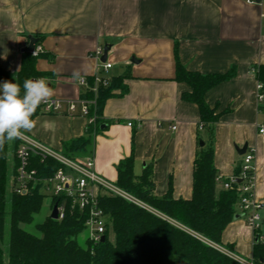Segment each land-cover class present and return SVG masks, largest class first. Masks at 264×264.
<instances>
[{
  "label": "crops",
  "instance_id": "obj_1",
  "mask_svg": "<svg viewBox=\"0 0 264 264\" xmlns=\"http://www.w3.org/2000/svg\"><path fill=\"white\" fill-rule=\"evenodd\" d=\"M30 35L41 37L37 71L53 89L51 98L65 104L58 112L42 110L25 133L61 151L65 142L85 135L89 121L81 113L77 78L111 80L127 72L128 89L104 104L103 116L110 122L78 157L93 155L94 171L115 182L118 163L133 154L135 174L149 166L160 197L169 190L176 199L193 193L200 110L182 97L191 86L175 79L177 59L202 74L235 67L232 77L205 93L219 114L213 160L219 175L230 178L245 154L237 148L247 144V151L254 150L253 192L261 204L264 240V137L257 131L264 111L253 69L264 65V0H0V66L12 74L9 80L0 77V83L16 82ZM106 45L112 66L104 71L94 53ZM68 100L77 103L73 114L67 111ZM255 240L254 228L242 217L222 233L223 244L242 257L252 255Z\"/></svg>",
  "mask_w": 264,
  "mask_h": 264
},
{
  "label": "trees",
  "instance_id": "obj_2",
  "mask_svg": "<svg viewBox=\"0 0 264 264\" xmlns=\"http://www.w3.org/2000/svg\"><path fill=\"white\" fill-rule=\"evenodd\" d=\"M40 39L38 37V42ZM40 55L22 53L16 83L22 86L26 79L43 76L36 69ZM253 69L264 93V65H254ZM234 74L235 67L225 73L190 71L177 59L175 79L191 86V91L184 92L182 97L195 102L200 110L192 197L176 199L171 190L165 196H157L150 167L136 175L133 154L121 159L115 183L148 207L119 195L100 196L99 205L108 222L105 241L93 243L87 237L83 242L79 241L86 221V216L80 215L79 211L69 212L61 220L47 215L29 230L27 225L32 224L35 215L41 211L45 196L38 188L25 194L10 189L8 154L10 147L15 149L19 141L6 142L0 150V264H242L235 257L237 253L233 247L222 242L223 230L239 213L241 195L237 189L222 186L218 189L219 173L214 165L212 138L219 114L205 100L208 89ZM130 76L125 72L108 80L107 84L99 83L96 91L93 89L95 77H87L88 85L81 86L80 94V100L89 105L85 135L65 142L61 150L64 155L76 158L87 151L95 135L105 129L102 125L107 126L110 122L103 116L106 100L123 94L128 89L124 80ZM0 77L9 80L12 74L0 66ZM260 109L264 111V100ZM42 110L41 104L32 119ZM200 141H204L203 146ZM32 165L40 176H45L53 174L61 163L52 157L41 161L35 156ZM239 172L240 169L235 175ZM110 231L114 233V239L109 237ZM255 232L251 257L257 264H264V240L259 229Z\"/></svg>",
  "mask_w": 264,
  "mask_h": 264
},
{
  "label": "built area",
  "instance_id": "obj_3",
  "mask_svg": "<svg viewBox=\"0 0 264 264\" xmlns=\"http://www.w3.org/2000/svg\"><path fill=\"white\" fill-rule=\"evenodd\" d=\"M247 1L256 2L255 0ZM41 52L42 47L36 44L31 53L33 55L35 53L34 56H37ZM102 54V48H98L94 53L100 69L107 71L112 63L107 60L102 61ZM77 81L81 86L88 85L86 76L78 77ZM107 82V78L95 76L93 89L96 91L99 83L107 84ZM258 99L260 102L264 100L261 83L258 84ZM80 102L81 113L87 115L89 111L88 102L85 100H80ZM64 104L63 100L54 98H51L48 103H42L43 110L46 112H58L62 110ZM66 106L69 113L73 114L77 111V103L74 100H68ZM91 120L93 118H90ZM128 124L132 125L133 123L129 122ZM257 131L264 137V122L258 124ZM17 140L19 141L17 147L15 149L10 147L8 154L10 189L25 194L31 189L38 188L45 197L51 199V211L54 204L57 203L58 220L65 218L69 212L79 211L80 215L86 216L84 231L87 233V238L93 243L101 242V238L106 236L108 228L107 217L99 205L100 196L119 195L142 207H148L137 197L120 188L115 182L97 174L94 171L93 155L84 158H70L26 133ZM35 156H39L41 161L47 157L55 158L61 163V166L51 175L40 176L37 169L32 165ZM253 160L254 150H246L239 174L230 178H223L219 175L217 180L222 188L237 189L240 192L238 214H241L242 218L256 230L260 227L258 211L261 204L254 198L255 166ZM250 171H253L252 175L249 174ZM235 257L242 264H257L251 256L235 255Z\"/></svg>",
  "mask_w": 264,
  "mask_h": 264
},
{
  "label": "clouds",
  "instance_id": "obj_4",
  "mask_svg": "<svg viewBox=\"0 0 264 264\" xmlns=\"http://www.w3.org/2000/svg\"><path fill=\"white\" fill-rule=\"evenodd\" d=\"M53 95L44 77L26 79L22 86L13 81L0 83V150L35 127L33 114Z\"/></svg>",
  "mask_w": 264,
  "mask_h": 264
},
{
  "label": "water",
  "instance_id": "obj_5",
  "mask_svg": "<svg viewBox=\"0 0 264 264\" xmlns=\"http://www.w3.org/2000/svg\"><path fill=\"white\" fill-rule=\"evenodd\" d=\"M255 1L256 2H261V0H255ZM37 42H38V37L30 35L29 36V43H28V45L26 47L23 48V52L24 51L25 52H32L34 50L35 45L37 44ZM109 49H110V46H108V45H106L104 47L103 54L101 56V60L102 61H106L107 60ZM134 60H136V59H132V61H134ZM33 80H35V79H33ZM105 127H106V124H103L102 128H105ZM200 145L203 146L204 145V141H200ZM237 149H238V151L240 153H245L246 150H247V144H244V146L241 149L240 148H237ZM57 206H58L57 203H55L54 206H53V209H52V211L50 213V217L53 218V219H57L58 218ZM241 217H242L241 214H236L234 218L238 219V218H241ZM105 240H106V236L104 235V236H102L101 241H105Z\"/></svg>",
  "mask_w": 264,
  "mask_h": 264
},
{
  "label": "rangeland",
  "instance_id": "obj_6",
  "mask_svg": "<svg viewBox=\"0 0 264 264\" xmlns=\"http://www.w3.org/2000/svg\"><path fill=\"white\" fill-rule=\"evenodd\" d=\"M10 193L11 192L9 190L8 195H7V199H8V202H7V210L8 211L10 209V201H9V199H10ZM51 202L52 201H51V199L49 197H45L44 202H43V207H42L41 211L38 214L35 215L33 223L27 225V228L29 230H33L35 223L42 221L45 218V216L50 215V213H51V207H50L51 206ZM6 219L9 220V213H7ZM86 237H87V233H86V231H83L79 235V241L80 242H83ZM109 237L111 239H114V233L110 231L109 232Z\"/></svg>",
  "mask_w": 264,
  "mask_h": 264
}]
</instances>
